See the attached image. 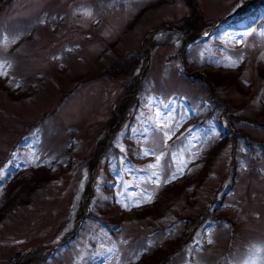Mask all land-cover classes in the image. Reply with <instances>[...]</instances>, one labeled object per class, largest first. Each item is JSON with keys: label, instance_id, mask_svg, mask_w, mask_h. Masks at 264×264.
I'll use <instances>...</instances> for the list:
<instances>
[{"label": "rangeland", "instance_id": "374dc122", "mask_svg": "<svg viewBox=\"0 0 264 264\" xmlns=\"http://www.w3.org/2000/svg\"><path fill=\"white\" fill-rule=\"evenodd\" d=\"M0 64V264H264V0H0Z\"/></svg>", "mask_w": 264, "mask_h": 264}, {"label": "trees", "instance_id": "16d2710c", "mask_svg": "<svg viewBox=\"0 0 264 264\" xmlns=\"http://www.w3.org/2000/svg\"><path fill=\"white\" fill-rule=\"evenodd\" d=\"M82 80H86L85 78L84 79H82ZM104 156V154L101 156V157H103ZM86 187V186H85ZM88 192V190H87V188H85V193H87ZM6 196H9V195H6ZM74 216L76 217V218H80L81 217V213H80V210H75V212H74ZM68 241V239L65 241V242H63L62 244H60L58 247H61V246H63V245H65V243ZM55 248V249H53L52 251H54V250H57V249H59V248ZM52 251H50L49 252V254L52 252ZM16 254H18L19 255V253L17 252ZM48 254V253H47ZM32 256H38V255H40V253H34V254H31ZM31 255H27V257H31ZM27 257H25V258H27ZM22 258H24V256L22 257ZM42 261L43 260H40V261H36V263L35 264H41L42 263ZM162 264H164V263H162Z\"/></svg>", "mask_w": 264, "mask_h": 264}, {"label": "snow or ice", "instance_id": "6c2138e0", "mask_svg": "<svg viewBox=\"0 0 264 264\" xmlns=\"http://www.w3.org/2000/svg\"><path fill=\"white\" fill-rule=\"evenodd\" d=\"M3 68H4V65H3V64H0V74H4V75H6L7 73L3 71ZM144 154H145V155H148L149 152L146 151ZM157 160H159V157H157ZM150 167H153V166L150 165ZM154 175H156V174L154 173ZM173 178H175L174 175H173Z\"/></svg>", "mask_w": 264, "mask_h": 264}, {"label": "water", "instance_id": "95a60500", "mask_svg": "<svg viewBox=\"0 0 264 264\" xmlns=\"http://www.w3.org/2000/svg\"><path fill=\"white\" fill-rule=\"evenodd\" d=\"M63 242H60L59 244H62Z\"/></svg>", "mask_w": 264, "mask_h": 264}]
</instances>
